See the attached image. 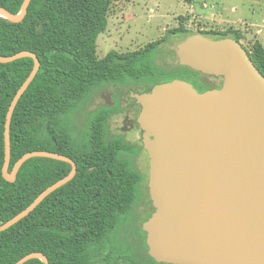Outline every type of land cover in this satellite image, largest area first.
<instances>
[{"label":"trees","instance_id":"16d2710c","mask_svg":"<svg viewBox=\"0 0 264 264\" xmlns=\"http://www.w3.org/2000/svg\"><path fill=\"white\" fill-rule=\"evenodd\" d=\"M110 1L31 0L21 22L0 17V56L28 51L40 63L12 113L8 170L21 156L34 151L65 155L77 165L71 181L48 195L27 217L0 232V264H15L34 252L42 253L48 264H120L107 250V240L130 209L133 184L120 179L121 175L111 168L112 176L89 175L85 165L89 160L88 143L71 141L67 118L104 83L133 81L151 90L174 79L197 82V72L191 68L163 63L160 46L166 41L164 37L136 51H109L98 58L96 41L107 28ZM22 2L0 0V8L18 14ZM178 33L187 31L181 25L168 32ZM197 34L204 36L202 31ZM213 35L212 39L238 42L242 37L238 31ZM245 49L264 77L261 43L254 40ZM32 68L31 58L0 64V225L27 208L70 170L62 161L31 158L20 167L13 183L2 177L5 116ZM58 130L61 149L54 140ZM141 253L157 264L148 256L145 243ZM24 264L43 263L33 259Z\"/></svg>","mask_w":264,"mask_h":264},{"label":"water","instance_id":"95a60500","mask_svg":"<svg viewBox=\"0 0 264 264\" xmlns=\"http://www.w3.org/2000/svg\"><path fill=\"white\" fill-rule=\"evenodd\" d=\"M30 1L23 0L18 14L0 8V17L21 22ZM21 58H31L33 68L5 116L2 177L13 183L31 158L62 161L71 170L0 225V232L27 217L76 174L71 159L48 151L26 153L8 170L12 113L40 63L28 51L0 56V64ZM175 64L221 77L223 83L199 93L174 79L132 95L141 107L137 123L149 158L148 188L155 208L142 225L147 254L157 264H264V77L232 38L189 36L177 46ZM33 259L48 264L37 252L15 264Z\"/></svg>","mask_w":264,"mask_h":264},{"label":"rangeland","instance_id":"374dc122","mask_svg":"<svg viewBox=\"0 0 264 264\" xmlns=\"http://www.w3.org/2000/svg\"><path fill=\"white\" fill-rule=\"evenodd\" d=\"M185 1L120 0V6L112 8L109 13L106 30L97 38L98 58H103L109 51L122 54L136 51L164 37L166 41L160 46L163 51L162 61L166 66L176 65V51H173L175 44L184 41L185 35L188 37L201 31L209 39L214 38L213 32L238 31L242 35L240 43L247 48L257 37V30H262V35L257 38L264 43V0H191L189 5ZM202 4L206 5L203 9ZM190 5L194 14L200 11L206 15L217 13L216 19L227 17L235 26L211 25L204 27L208 28L205 30L196 21L188 23L189 18L184 15L191 17ZM232 8L236 11H231ZM181 25L187 33L173 36L168 34ZM84 113L83 104L78 113L67 118L68 122H74L73 119H76L75 121L79 122L77 128L81 129V120L85 119ZM139 237H142L139 220L122 217L119 226L111 232L107 240L106 248L111 250L116 258L113 261L116 260L120 264H152L150 259L141 253ZM108 264L116 263L111 261Z\"/></svg>","mask_w":264,"mask_h":264},{"label":"flooded vegetation","instance_id":"af4514ba","mask_svg":"<svg viewBox=\"0 0 264 264\" xmlns=\"http://www.w3.org/2000/svg\"><path fill=\"white\" fill-rule=\"evenodd\" d=\"M119 2L120 0H111L109 7L115 9L120 6ZM180 34L184 33L169 35ZM185 38H187V35H185ZM181 42L175 44L174 52ZM196 76L197 82H186L190 83L199 93L206 90L219 89L223 83L221 77L205 75L200 72H197ZM148 92H150V89L138 82L113 81L104 83L96 88L74 112L78 113L84 104L85 113L83 116H85V119L81 120V129L77 128L79 122H76V119H73L74 122H67L66 128L73 143H82L84 141L88 143L90 149L89 160L85 165L89 175L106 173L112 176L113 173L110 171L112 169L121 175L120 179L133 184V201L124 217L139 220V227L142 232V237H139V248L141 251L144 249L146 238L142 225L151 217L155 208L148 188L149 158L144 149L142 130L137 123L141 107L132 95ZM59 132L60 130H58L54 140L57 148L61 149L62 142ZM68 158L71 159L70 157ZM71 160L76 165L75 161ZM69 166L71 170V165L69 164Z\"/></svg>","mask_w":264,"mask_h":264},{"label":"crops","instance_id":"0c3cea01","mask_svg":"<svg viewBox=\"0 0 264 264\" xmlns=\"http://www.w3.org/2000/svg\"><path fill=\"white\" fill-rule=\"evenodd\" d=\"M186 2L188 3V5L190 3H192L191 0H186ZM201 7L203 9V8L206 7V5L205 4H202ZM231 11H236V9L232 8ZM190 12H191V17L188 14H185L184 15L185 17L187 16L189 18L188 23H191V21H196V23L202 25L203 28L204 27H207V26L210 27L211 25H221V26H225L226 25V26H229V27L235 26L234 25L235 23L233 21H231L230 19H228L227 17L226 18H222V17L219 18L218 17V19H216L217 13H210L209 15H206L202 11H200L199 13L194 14L193 13L194 12L193 9H191V5H190ZM190 18H191V20H190ZM263 23H264V20H263ZM204 29L206 30L208 28H204ZM255 35L257 37L258 36L260 37L262 35V30H257V32L255 33ZM257 37H255V40L256 41H259V39ZM261 45L264 48V43H261Z\"/></svg>","mask_w":264,"mask_h":264},{"label":"built area","instance_id":"2783aa9c","mask_svg":"<svg viewBox=\"0 0 264 264\" xmlns=\"http://www.w3.org/2000/svg\"><path fill=\"white\" fill-rule=\"evenodd\" d=\"M112 11V8H110V11H109V13Z\"/></svg>","mask_w":264,"mask_h":264}]
</instances>
